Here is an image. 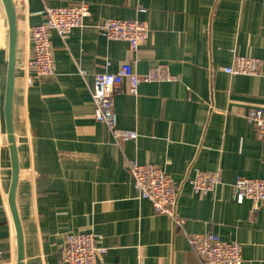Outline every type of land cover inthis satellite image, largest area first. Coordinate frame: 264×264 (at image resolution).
I'll return each mask as SVG.
<instances>
[{
    "label": "crops",
    "instance_id": "crops-1",
    "mask_svg": "<svg viewBox=\"0 0 264 264\" xmlns=\"http://www.w3.org/2000/svg\"><path fill=\"white\" fill-rule=\"evenodd\" d=\"M11 2L13 201L21 264H63V237L77 231H91L103 248L96 264H206L187 241L201 232L239 243L243 264H264V202L238 203L231 192L237 176L264 178V138L247 118L264 105V0ZM78 2L87 3L88 16L62 37L49 31L53 74L35 77L26 67L28 28L43 21L46 7ZM105 18L143 19L148 35L131 51L125 41L96 31ZM233 54L260 59L258 74L225 73ZM6 60L7 21L0 1V264H17L1 110ZM105 63L108 72L128 63L137 74L161 63L173 77L140 82L135 94L122 83L113 99L116 126L134 131V140H115L93 118V74ZM130 160L169 175L182 224L137 198ZM193 170L217 173L220 184L206 194L193 192L187 184Z\"/></svg>",
    "mask_w": 264,
    "mask_h": 264
},
{
    "label": "built area",
    "instance_id": "built-area-1",
    "mask_svg": "<svg viewBox=\"0 0 264 264\" xmlns=\"http://www.w3.org/2000/svg\"><path fill=\"white\" fill-rule=\"evenodd\" d=\"M137 11L145 12L143 8ZM42 14L43 21L28 28L30 58L26 67L35 77L53 74L49 31L62 37L73 28L82 26L83 19L88 16V6L85 2H78L46 7ZM95 29L106 39L125 41L131 51L145 40L149 31L146 22L137 18H105L95 24ZM107 65L103 64L101 70L93 74L90 94L93 118L106 125L115 140H134L137 136L134 131L116 126L113 99L121 92L122 83H126L128 93L135 94L140 82L170 81L173 77L161 63L142 74L133 72L128 63H122L115 72H108ZM260 65L261 61L256 57L233 54L231 64L223 71L230 75L254 76L258 74ZM79 74L84 72L79 70ZM247 118L254 124L258 136L264 138V105L252 109ZM127 170L138 199L147 200L155 213L169 217L173 224H182L183 220L174 212L177 188L167 173L156 165L139 164L135 160L128 161ZM187 184L193 192L206 194L220 184V179L217 173L193 170ZM231 192L235 202L249 199L263 203L264 178L237 176L231 184ZM187 241L196 253L205 258L206 264H243L242 248L237 242L222 240L211 232L194 233L187 237ZM103 251L95 244L91 231L68 232L63 237L60 259L63 264H96Z\"/></svg>",
    "mask_w": 264,
    "mask_h": 264
},
{
    "label": "water",
    "instance_id": "water-1",
    "mask_svg": "<svg viewBox=\"0 0 264 264\" xmlns=\"http://www.w3.org/2000/svg\"><path fill=\"white\" fill-rule=\"evenodd\" d=\"M5 12L7 21V60L4 76V88L2 99V118L5 129V136L7 142V148L10 158V183L8 189V207L13 221V226L16 234L17 242V264H21L22 252H21V237L19 231V225L17 222L15 208H14V191L17 179V164L15 158V148L12 138L11 130V88H12V72L14 65V47H15V18L14 9L11 0H0Z\"/></svg>",
    "mask_w": 264,
    "mask_h": 264
},
{
    "label": "rangeland",
    "instance_id": "rangeland-1",
    "mask_svg": "<svg viewBox=\"0 0 264 264\" xmlns=\"http://www.w3.org/2000/svg\"><path fill=\"white\" fill-rule=\"evenodd\" d=\"M4 73H5V70H4V65H3V67H2V80L4 79ZM2 97H3V95H2Z\"/></svg>",
    "mask_w": 264,
    "mask_h": 264
},
{
    "label": "bare ground",
    "instance_id": "bare-ground-1",
    "mask_svg": "<svg viewBox=\"0 0 264 264\" xmlns=\"http://www.w3.org/2000/svg\"><path fill=\"white\" fill-rule=\"evenodd\" d=\"M5 46V45H4ZM5 49V48H4ZM2 52V51H1ZM2 55H4V54H2ZM14 74V73H13ZM4 84V83H3Z\"/></svg>",
    "mask_w": 264,
    "mask_h": 264
}]
</instances>
